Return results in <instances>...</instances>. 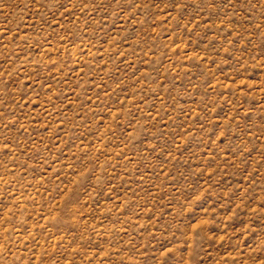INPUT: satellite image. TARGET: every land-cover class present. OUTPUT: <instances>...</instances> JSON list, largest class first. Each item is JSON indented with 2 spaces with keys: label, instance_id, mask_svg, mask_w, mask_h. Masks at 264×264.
Returning <instances> with one entry per match:
<instances>
[{
  "label": "rangeland",
  "instance_id": "374dc122",
  "mask_svg": "<svg viewBox=\"0 0 264 264\" xmlns=\"http://www.w3.org/2000/svg\"><path fill=\"white\" fill-rule=\"evenodd\" d=\"M0 264H264V0H0Z\"/></svg>",
  "mask_w": 264,
  "mask_h": 264
}]
</instances>
